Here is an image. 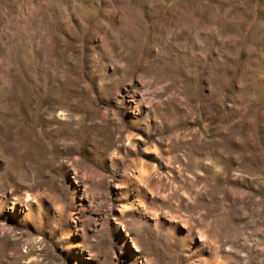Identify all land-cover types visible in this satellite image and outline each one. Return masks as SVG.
<instances>
[{
    "label": "rangeland",
    "instance_id": "obj_1",
    "mask_svg": "<svg viewBox=\"0 0 264 264\" xmlns=\"http://www.w3.org/2000/svg\"><path fill=\"white\" fill-rule=\"evenodd\" d=\"M0 264H264V0H0Z\"/></svg>",
    "mask_w": 264,
    "mask_h": 264
}]
</instances>
